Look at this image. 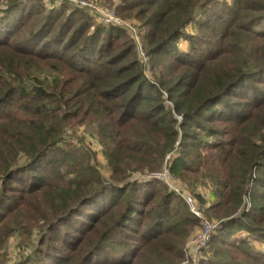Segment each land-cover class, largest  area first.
<instances>
[{
  "label": "trees",
  "instance_id": "1",
  "mask_svg": "<svg viewBox=\"0 0 264 264\" xmlns=\"http://www.w3.org/2000/svg\"><path fill=\"white\" fill-rule=\"evenodd\" d=\"M0 4V264H181L199 220L137 179L171 153V178L207 186L209 205L196 198L220 223L198 264H264V0L112 5L140 23L153 79L127 31L85 9ZM87 125L108 180L68 137Z\"/></svg>",
  "mask_w": 264,
  "mask_h": 264
},
{
  "label": "rangeland",
  "instance_id": "2",
  "mask_svg": "<svg viewBox=\"0 0 264 264\" xmlns=\"http://www.w3.org/2000/svg\"><path fill=\"white\" fill-rule=\"evenodd\" d=\"M87 1L89 3H91V4H93V5H96L97 4L100 7L99 8L100 10H103V11H106V12H114L117 15V17L122 21V23L124 25L123 29H125L127 31L128 35L133 40V44L135 45V47H136V49H137V51L139 53L140 63H141V65H143V67L145 69V76L148 79H153L152 72H151L150 66H149V59L145 55V52L143 50V42H142V32L143 31H142V28L140 26V23L138 21H136L135 19H129V20L123 19V18H121L117 14V12H116V10L114 9L113 6L118 5L120 3V0H113L110 3L107 0H87ZM219 1H222V0H219ZM225 1L227 3H229V4L231 3V0H225ZM0 9H3V6L1 4H0ZM90 16L92 17L91 14H90ZM197 18L198 19L200 18L199 17V14H197ZM94 23L96 25H98V26H101V24L98 23L96 20H94ZM186 31L188 33H190V34H194L196 32L195 31V27L193 25L188 26L187 29H186ZM178 46H179L180 50L183 53L187 52V50H188V43L186 41H184L183 39H180L178 41ZM166 106L167 107H170V103H166ZM68 133H69V136L68 137L74 143H82V144L86 145L87 147H89L91 149V151L94 154L95 164L97 165V167H98V169H99L102 177L105 180H108V178L110 176V171L106 167V161H105V158H104V156L102 154L103 149H102L101 145L97 142V139L95 137L94 127L93 126H88V125L87 126H80V127L74 128V129H70V131ZM171 156L174 157V153H171L167 157V161H166V163L163 166V169L161 171L154 172L152 174L151 173L148 174L146 172V173L143 174L144 176L142 175L143 177L142 176H141V178L140 177H137V179L139 181H141V179L142 178H145L146 176L153 175V174H156V173H161V172H163V170L165 168L168 169L169 168V165H170L169 161L171 159ZM138 175L139 174H137V176ZM170 187H174V188H177L178 187L179 189L181 188L182 189V192H185L187 194L192 195L195 198V200L198 203V205L200 206V208H201V210L203 212V215L205 216L204 210H205L206 207H203V205L200 202V200L198 198H196V195L197 194L200 195V197L203 200H205V202H206L205 206H208L209 203H210L209 202V198H210L211 192H210V189L207 186H199V187L196 188V190L194 192H192L191 190L187 189L185 187V185H183V183H181V182H179L177 180H173L171 178V176H170V179L167 181V188L170 189ZM207 219L208 220H211L209 218H207ZM212 221H215V220H212ZM215 222H218V221H215ZM198 229H200V221L198 223V226L196 227V231ZM235 237L237 239H243V238H247V234H245V233H237L235 235ZM187 243H188V240L186 242L185 249H186ZM250 243H252V245L257 249L258 252H263V248H261L262 245H263V243H260V242H258L256 240H254L253 238L250 239ZM18 245H19V238H18L17 235L11 237L9 239V241L7 242L6 251H7V256L9 258V260H11L10 261L11 263L15 262L18 259V254H19V252H21V249L19 248ZM183 262H185V260ZM183 262H181V264H183Z\"/></svg>",
  "mask_w": 264,
  "mask_h": 264
},
{
  "label": "built area",
  "instance_id": "3",
  "mask_svg": "<svg viewBox=\"0 0 264 264\" xmlns=\"http://www.w3.org/2000/svg\"><path fill=\"white\" fill-rule=\"evenodd\" d=\"M44 2L49 8H56L61 5H68L70 7L78 9H85L89 11L94 20H96L104 27H124L122 21L117 17L114 12H106L100 10V7L97 4L93 5L87 0H44ZM169 179L170 175L168 169L165 168L163 172L149 175L145 178H142L141 181L159 180L164 182V184L167 186V181ZM178 189V187H170L169 190L175 193L176 195L181 196L187 204L190 213L200 221V229H198L197 231L195 230L194 233L188 239V243L185 249V262H183V264H198L199 261L203 258V254L206 251L207 246L211 241V238L217 232L220 223L208 220L203 215V212L198 203L196 202L195 198L190 194L182 192L181 188L179 189L180 191Z\"/></svg>",
  "mask_w": 264,
  "mask_h": 264
},
{
  "label": "crops",
  "instance_id": "4",
  "mask_svg": "<svg viewBox=\"0 0 264 264\" xmlns=\"http://www.w3.org/2000/svg\"><path fill=\"white\" fill-rule=\"evenodd\" d=\"M209 197V196H208ZM261 248H263V247H261Z\"/></svg>",
  "mask_w": 264,
  "mask_h": 264
}]
</instances>
